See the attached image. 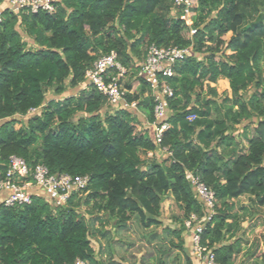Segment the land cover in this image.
Listing matches in <instances>:
<instances>
[{
	"label": "trees",
	"instance_id": "16d2710c",
	"mask_svg": "<svg viewBox=\"0 0 264 264\" xmlns=\"http://www.w3.org/2000/svg\"><path fill=\"white\" fill-rule=\"evenodd\" d=\"M174 1L55 0L52 15L3 11L0 178L15 156L31 170L40 165L50 175L86 177L88 184L57 207L35 188L29 205L6 207L0 201V264H105L91 247L94 223L105 224L100 216L113 221L118 236L130 223L156 230L167 198L181 217L174 218L178 229L163 230L162 240L182 253L184 264H193L182 233L190 216L200 219L204 209L189 175L216 200L200 245L217 264H234L247 214L244 208L238 212L234 201L248 197L264 206V0H194L190 26ZM190 30L195 34L189 36ZM229 32L234 35L222 40ZM150 45L192 50L166 79L173 96L159 123L149 88L138 76ZM111 52L125 70L126 100L135 103L133 110L111 107L86 83V71ZM117 74L113 70L111 77ZM219 80L228 81L230 98L220 100L210 87ZM80 85L84 89L75 95L46 103L50 90L61 96ZM138 114L151 126L168 124L160 143L154 129L152 137L138 130ZM249 125L254 126L250 137ZM240 126L246 147L234 135ZM158 150L167 154L163 162L142 160L141 154ZM82 206L90 207L91 221L78 212ZM100 234L106 238L105 231ZM148 239L159 238L150 232ZM155 248L156 264H171V249L161 243Z\"/></svg>",
	"mask_w": 264,
	"mask_h": 264
},
{
	"label": "built area",
	"instance_id": "2783aa9c",
	"mask_svg": "<svg viewBox=\"0 0 264 264\" xmlns=\"http://www.w3.org/2000/svg\"><path fill=\"white\" fill-rule=\"evenodd\" d=\"M174 9H181L183 12L180 16L187 26L191 25V19L195 8L194 0H175ZM4 10H9L13 14L26 12L29 14L46 13L52 15L55 13V0H0V22ZM193 13V15H192ZM187 20L190 24H187ZM195 34L194 30L189 31V36ZM191 48H157L150 45L147 48L144 62L139 65L138 76L149 88V96L154 103L155 123L163 122L168 109V100L172 98L173 91L166 83V79L173 76V67L177 62L186 59ZM118 65V66H117ZM167 65V68L164 67ZM117 63V55L114 52L98 58L92 65V68L85 73V79L88 86L105 96L111 105L118 109H135L134 102L128 103L126 100L127 91L122 88L120 79L125 76V70ZM117 70L116 77H111L112 71ZM134 105V107H130ZM35 110H30V113ZM188 121L195 119L194 115L189 116ZM152 124L154 129V139L160 143L164 131L169 126L167 123H161L157 126ZM161 129H163L161 131ZM26 179L31 182L24 183ZM191 187L194 189L196 198L203 206V216L198 219L192 215L185 222L184 227L191 233L192 254L202 264H217L214 254L200 245L203 225L211 221L214 215L216 200L213 192L206 187L199 179L189 175ZM88 179L80 176L70 175H50L48 170L40 165H36L32 170L26 163L15 156L9 158V164L6 174L0 178V201L6 207L29 205L32 201L30 188H35L40 195L52 206H62L69 197L86 188ZM51 189V191L49 190ZM61 197L63 199L61 200ZM74 264H84L77 260Z\"/></svg>",
	"mask_w": 264,
	"mask_h": 264
},
{
	"label": "rangeland",
	"instance_id": "374dc122",
	"mask_svg": "<svg viewBox=\"0 0 264 264\" xmlns=\"http://www.w3.org/2000/svg\"><path fill=\"white\" fill-rule=\"evenodd\" d=\"M193 15V13H192ZM187 24H190V21L187 20ZM227 35V34H226ZM34 47V46H33ZM226 54H230L229 51ZM127 78L121 79V86L125 89ZM132 81L129 80V82ZM217 89L221 91V86L217 85ZM133 87H136V83H133ZM83 90L84 87H79L75 90L68 89L61 96H55L50 90L46 94V103L55 100H63L72 95H75L79 91ZM205 92V88L203 89ZM251 93V91H248ZM206 93V92H205ZM222 94V93H221ZM249 94V93H248ZM220 99H223L224 95H220ZM25 122V121H24ZM23 124V121L17 123L14 128L18 130ZM241 147H244V139L238 138L237 140ZM165 152V151H163ZM154 153L141 154L142 160L150 161ZM155 158V157H154ZM165 158L158 160V157L155 158V161L158 160L159 163L163 162ZM246 201V202H245ZM236 208L242 207L247 212L245 222L242 224L244 229V235L242 241L240 254L235 256L234 264H263L264 263V206L259 207L256 203L251 202V200L246 197L234 202ZM54 207V206H53ZM90 207L82 206L78 212H81L88 221H91L92 216L87 215ZM175 217H181V212L174 205L171 198L164 200L161 206V216L159 220L161 221V226L154 230L149 229L143 231L139 227L135 226L133 223L129 224V229L122 233L120 236L117 235L116 230L113 226V221H108L107 218L101 215L100 218L105 223L104 226H101L99 223L95 222L93 225L92 232L95 233V237L91 239V247L94 250L97 259L102 260L105 264H156L159 254L158 249L155 248L157 245L166 244L171 249L170 260L171 264H174V261L178 264H184V257L182 253L176 248L171 247L168 241H163V230H176L179 228L177 225ZM105 231L106 238L101 236L100 232ZM153 232L159 239L149 243V233ZM191 233L185 230L182 233V237L185 241L184 247L189 258L193 264H202L199 262L196 257L192 254V243H191ZM171 238V237H170ZM233 242L230 241L228 244ZM123 246H119L120 244ZM174 245H177L178 240L173 237Z\"/></svg>",
	"mask_w": 264,
	"mask_h": 264
},
{
	"label": "crops",
	"instance_id": "0c3cea01",
	"mask_svg": "<svg viewBox=\"0 0 264 264\" xmlns=\"http://www.w3.org/2000/svg\"><path fill=\"white\" fill-rule=\"evenodd\" d=\"M226 82V83H225ZM217 85H219V86H221L220 88H221V91H219V89H217ZM136 86H137V84H136ZM210 87H212V88H215V90H216V92H217V94H218V96H219V98L221 97L220 95H224L223 96V98H225V97H227V98H230L231 97V92H230V89H229V84H228V81L227 80H219L216 84H211L210 85ZM134 88H136V87H133V89ZM222 93V94H221ZM218 100V99H217ZM221 100V99H220ZM137 119H138V123H139V126H138V130H140L143 134L144 133H146V134H149L150 135V137H152V134H153V128H152V126L151 125H149L147 122H146V120L144 119V117L142 116V115H139L138 114V117H137ZM253 129H254V126L253 125H249L248 127H247V135L250 137L251 135H253ZM235 138L238 140V138H242V139H244L243 138V136H242V126H240V127H238L237 128V131L235 132ZM244 147H246V142H245V140H244ZM166 153L165 152H163V151H160V150H158V151H156V152H154V154L152 155V157H151V159L150 160H155V158H157L158 157V160H160V159H162V158H165L166 157ZM155 157V158H154ZM158 160H156V162H159ZM30 191L31 190H33L32 188H30L29 189ZM34 192L36 193V190L34 189ZM32 193V192H31ZM242 198H246V197H241V198H239L238 200H240V199H242ZM238 200H236V201H238ZM236 201H234V202H236ZM235 208H236V206H235ZM239 208H242V207H239ZM239 208H236V210L238 211V212H241V211H239ZM245 222V221H244ZM243 222V223H244ZM242 223V224H243ZM241 224V226H243ZM242 233L240 234V236L242 237V239H243V236L242 235H244V229H243V227H242ZM243 241H244V239H243Z\"/></svg>",
	"mask_w": 264,
	"mask_h": 264
},
{
	"label": "clouds",
	"instance_id": "9594fccd",
	"mask_svg": "<svg viewBox=\"0 0 264 264\" xmlns=\"http://www.w3.org/2000/svg\"><path fill=\"white\" fill-rule=\"evenodd\" d=\"M214 14V13H213ZM206 22V21H205ZM240 27H243V25H241ZM237 30H239V29H237ZM234 35V33H232V32H229L227 35H225V36H223L221 39L222 40H224V41H227L231 36H233ZM118 66V65H117ZM164 67L165 68H167V65H164ZM121 71H123V69L121 70ZM226 83V82H225ZM81 87H83V85H80ZM250 87V86H249ZM130 107H134V105H131ZM58 122V121H57ZM163 129H161V131H162ZM149 155H151V153H149ZM222 183H223V181H222ZM50 191H51V189H49ZM63 199V197H61V200ZM246 202V201H245Z\"/></svg>",
	"mask_w": 264,
	"mask_h": 264
}]
</instances>
